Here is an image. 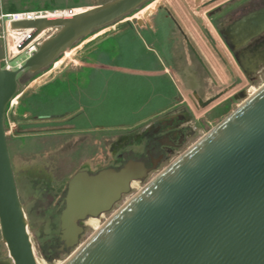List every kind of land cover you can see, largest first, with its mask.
Segmentation results:
<instances>
[{"label":"water","instance_id":"95a60500","mask_svg":"<svg viewBox=\"0 0 264 264\" xmlns=\"http://www.w3.org/2000/svg\"><path fill=\"white\" fill-rule=\"evenodd\" d=\"M146 1L110 0L63 17L10 22L32 30L20 50L58 28L16 69L0 66V235L12 264H38L4 127L18 73L45 68L79 38ZM249 17L264 27V8ZM224 92L200 101L202 107ZM147 170L129 159L117 170L76 171L61 201L60 248H69L84 230L81 222L106 210ZM62 264H264V84L148 179Z\"/></svg>","mask_w":264,"mask_h":264},{"label":"rangeland","instance_id":"374dc122","mask_svg":"<svg viewBox=\"0 0 264 264\" xmlns=\"http://www.w3.org/2000/svg\"><path fill=\"white\" fill-rule=\"evenodd\" d=\"M101 1L105 3L109 0H0V66L16 69L19 65L23 64L32 51L38 48L44 39L53 36L58 30L57 27L49 28L38 39L28 43L23 49L13 51L10 48V43L12 40H15V37L8 30L6 24L7 19L2 17V14L18 11H34L41 12L42 14L50 11L55 12L56 10L68 11L76 8L93 7L102 4L100 3ZM187 1L189 8L194 12L195 18L202 17L205 23H207L206 11L212 5L202 7L199 4L206 0ZM229 1L234 2L236 0ZM230 2H227L225 5L230 4ZM59 5H64L65 7L52 10V7ZM69 5L71 6L69 7ZM147 6L148 8L146 10L141 9L138 12L139 9H136L132 13L129 12L103 27L92 30L86 36L76 40L67 51L56 57L45 68L35 73L27 69L23 70L20 73V82L16 95L7 105L4 127L18 194L27 215L34 251L47 264H58L59 261H64L73 250V248H60L59 215L62 208L58 209L57 206L64 192L58 191L59 185H66L69 178L80 168L87 167L92 172H96L99 169L113 166L112 164L119 153L123 154V161L130 156H136L142 153L143 143H141L142 141L139 142L140 132L138 131L128 132L109 129H103L102 131H83L78 130V127L70 125L67 122L68 118L64 117H48L43 118L40 122H35L27 113L23 115L18 114L17 103L20 98L31 94L39 85L51 80L64 68L75 69L79 67L81 60L92 61L93 57L90 55V52L94 48L96 41L101 37L109 33L119 32L121 25L127 22H133L134 25L137 23L140 26H143L145 21L151 24L153 17L165 14V9L170 11L175 21L170 24L168 34L173 43L172 55H174V59L178 62V66L174 70L176 79H182V73L185 71L192 72L194 70L196 76L202 74L200 67L196 68L192 63L188 64V61H191L192 57L184 35L180 32V29H182L191 43L200 50V53L204 54L211 61L215 83H212L211 79H207L204 76L202 78L203 85L217 94L218 91L224 90L229 82L230 78L224 73L223 68L216 59L212 57L199 27L191 16V10L185 6L182 0H153ZM148 13H151V15H148ZM134 15L137 18L133 17ZM176 84L178 95L176 96L175 102L187 98L186 96L190 92L191 86H196L195 83L188 84L184 83L183 80L176 82ZM261 84H264V69L252 76L246 84L242 86L238 85L231 91H227L226 89L227 92L210 105L197 111L195 110L192 115V128L188 129V131L196 129L193 136L188 138L183 147L168 156L157 170L153 171L145 180L141 181L140 186L142 187L157 171L162 169V167L179 155L203 135L205 131L248 97L246 93L244 97L233 99L229 95L235 89L240 86V88L246 87L247 91L250 86L260 87L262 86ZM120 90V94H116L119 88L114 91V95L112 96L115 97L114 100H104L102 114L100 116L101 121L117 122L128 119L126 111L129 107L120 98L124 92L121 88ZM204 94H207L205 89L202 95ZM226 97L227 99L223 102L228 103L226 108L216 113L214 109L209 110L212 105ZM155 117L157 115H153L148 120H152ZM114 146L115 148H113ZM40 173H44L49 178V184L54 189L46 187L45 179L37 183L36 176ZM136 191L137 189L133 188L129 193L123 195L111 211L105 213L104 218L111 215ZM82 226L84 230L80 234L79 242H83L93 233L90 226L85 227L83 224ZM4 249L7 252L6 246Z\"/></svg>","mask_w":264,"mask_h":264},{"label":"flooded vegetation","instance_id":"af4514ba","mask_svg":"<svg viewBox=\"0 0 264 264\" xmlns=\"http://www.w3.org/2000/svg\"><path fill=\"white\" fill-rule=\"evenodd\" d=\"M151 1L153 0H147L139 7L130 11V13L136 9H139L138 12H140L141 9L146 10V8H148L147 5L151 4ZM182 1L185 6L189 8L188 1ZM227 2L230 1L223 0L220 2V0H206L199 3L202 7L212 5L206 11L207 23H205L202 17L195 18L194 12L190 8L189 9L191 10V16L195 20L196 25L199 27L206 41L209 52L221 65L227 77L230 78L226 88H224L227 89V91H231L238 85L242 86L246 84L252 76L264 69V27L261 28V22L252 20L249 17L251 13L264 8V0H236L225 5ZM100 3L104 2L101 1ZM142 6L143 8H141ZM165 11L164 15L156 16H162L170 23H174L175 21L170 11L166 9ZM148 15H151V13H148ZM133 17L137 18L135 15ZM157 17H153L151 24L145 21L143 26L137 23L136 26L131 22L136 29L143 31L146 52H148V56H153V59L147 61L149 62L148 64L156 67V70L151 71V73L163 74L166 79L173 83L176 90L178 89L176 82H181L182 80L184 83L188 84L195 83L196 86H191L192 88L186 96L187 98L173 102L170 106L164 107L157 113V117L154 119L135 126H118L117 124L103 126L100 120L105 95H108L114 88L117 89L120 84L122 88H124L126 84L127 91L132 89L131 79L135 73L133 61L126 62V64L130 66L128 67L124 66L123 62L118 61L112 62L103 59L92 61L81 60L79 62V67L75 69L64 68L58 73L59 75H55L51 80L42 83L35 89V91H38L41 87L54 80L61 79L63 81L64 90L62 100L63 107L50 115H64V118H68L67 122L74 127H78V130L102 131L103 129H109L115 131L140 132L139 142L142 141L141 143H143L142 153L136 156H130L125 161H123V154L119 153L112 164L113 166H108L117 170L129 159L140 161L148 168L144 179L139 180L140 182L145 180L153 171L157 170L168 156L183 147L188 138L193 136L196 129L190 131H188V129L192 128L191 121L194 111L203 108L201 102L206 101L216 94V92H212L209 88L205 87L202 82V78L205 76L207 79H211L212 83H215L211 61L208 60L204 54L200 53V50L191 43L182 29H180V32L184 35V39L192 57L191 61H188V64L192 63L196 68L200 67L202 69V74L196 76L194 70L192 72L185 71L186 73H182V79H176L174 70L177 68L178 62H176L174 55H172L173 43L170 37L166 36V33L165 35L162 34L165 32V28L162 27L158 29V26L161 27L162 24L159 23L160 25H157ZM159 31H161V35L158 34ZM115 34L116 33H109L105 36L110 37ZM100 56L102 55L100 54ZM20 73L17 75V84L20 82ZM113 73H115V75ZM120 73H122L121 76H119ZM239 88L240 86L229 96L235 99L245 95L248 91V89L246 91V87ZM204 89L207 92V94H204L205 96L202 95ZM22 98L18 101V105L21 103ZM226 99L227 97L212 105L209 110L214 109L216 113L226 108L228 103H223ZM52 110L54 109L52 108ZM43 117H45V115H37L34 120L35 122H40ZM186 131L188 132L186 133ZM113 148H115V146ZM79 170H86L90 174L97 172H92L87 167L80 168ZM42 179H45L46 187L54 189V187L50 186L49 178H47L44 173L37 174V183ZM67 183L68 181L66 185L61 184L58 187V191L64 192L63 197L58 203V209L63 207L61 201L66 194ZM86 219L81 222L85 227L88 226L85 223ZM62 243L61 241V244ZM4 247L5 244L2 242L0 235V264H12Z\"/></svg>","mask_w":264,"mask_h":264},{"label":"trees","instance_id":"16d2710c","mask_svg":"<svg viewBox=\"0 0 264 264\" xmlns=\"http://www.w3.org/2000/svg\"><path fill=\"white\" fill-rule=\"evenodd\" d=\"M71 5H69L70 7ZM64 5L52 7L53 9H62ZM143 31L136 29L131 22L124 23L120 27V31L103 41L95 44L90 52L93 60H107L112 62H123L124 66L128 61H133V69L135 73L132 76V89L126 90L119 85V92L124 90L122 100L126 103V113L128 119L117 122L102 121V125L117 124L118 126H135L153 115H157L164 107L170 106L176 100L177 90L172 82L164 77L163 74L151 73L156 67L151 66L147 62L153 59L148 56L144 44ZM100 54L102 56H100ZM150 71V72H148ZM115 75V73H113ZM122 73L119 74L121 76ZM114 88L108 95L104 96V100H114ZM55 90V91H54ZM63 81L56 79L53 82L41 87L38 91L32 92L22 98L18 105V114H28L29 117L35 119L36 116L45 115L43 118L50 117L51 113L63 107ZM103 100V102H104ZM7 108V107H6ZM52 108L54 110H52ZM49 115V116H47ZM51 117H64V115H55Z\"/></svg>","mask_w":264,"mask_h":264},{"label":"bare ground","instance_id":"6f19581e","mask_svg":"<svg viewBox=\"0 0 264 264\" xmlns=\"http://www.w3.org/2000/svg\"><path fill=\"white\" fill-rule=\"evenodd\" d=\"M91 7H83V8H76V9H72V13L76 14V13H80L82 11H85L87 9H90ZM67 11L65 10H56L55 12H48V14L44 17H52V18H58V17H63V16H66L67 14ZM7 27H8V30L10 31V33H12V35L15 37V40L11 41L10 43V48L13 50V51H17L19 50L18 48V45L20 44V42H22L26 36L31 33V29L30 28H27V29H15V28H11L10 27V22L7 21ZM49 29V28H48ZM47 30V29H45ZM44 30V31H45ZM42 31L40 34H38L34 39H32L29 43L35 41L36 39H38L42 34L43 32ZM67 51V50H66ZM262 85V84H261ZM261 87V86H260ZM260 87H255V86H250L248 88V91H247V95L248 97L251 96L252 94H254ZM246 95V94H245ZM245 95L241 96V97H244ZM248 97H246L245 99H247ZM244 99V100H245ZM145 177V174H142L141 176H138V177H135L133 179H130L129 180V184H128V187L127 189L120 195V197L116 200H114L112 202V204L106 209V210H103L101 212H99L98 214L94 215V216H90V217H87L86 219V224L88 226H90L93 230V232L95 230H97L101 225H102V221L106 218L105 217V213L111 211V209L113 208V206L121 200V198L123 197V195L129 193L131 191V188L133 189H137V191L141 188L140 186V181L139 180H142L144 179ZM143 186V185H142ZM103 219V220H102ZM85 241V240H84ZM83 242H79V238L73 242L71 244V246L69 248H73V250L77 249ZM72 250V251H73ZM34 257H35V261L38 263V264H47L39 255H37L36 253H34ZM64 261H59L58 264H62Z\"/></svg>","mask_w":264,"mask_h":264},{"label":"built area","instance_id":"2783aa9c","mask_svg":"<svg viewBox=\"0 0 264 264\" xmlns=\"http://www.w3.org/2000/svg\"><path fill=\"white\" fill-rule=\"evenodd\" d=\"M66 11V10H65ZM73 10H68L67 11V15H72L74 13H72ZM48 12H45V14H42L41 12H34V11H18V12H11V13H5L2 14V17H5L7 19V21L11 22V21H18V20H24V19H35L38 17H42L47 15ZM9 68V67H7Z\"/></svg>","mask_w":264,"mask_h":264},{"label":"crops","instance_id":"0c3cea01","mask_svg":"<svg viewBox=\"0 0 264 264\" xmlns=\"http://www.w3.org/2000/svg\"><path fill=\"white\" fill-rule=\"evenodd\" d=\"M156 20H158L157 22H158V24L157 25H160L159 24V21H161V24H162V26L160 27V26H158V29L159 28H165V32L164 33H162L163 35H165V33H166V36H169L168 35V33H169V29H170V22L167 20V19H165L164 17H162V16H160V17H157L156 18ZM161 30V29H160ZM161 33V31H159V33L158 34H160ZM161 35V34H160ZM162 37V36H161ZM163 38V37H162Z\"/></svg>","mask_w":264,"mask_h":264}]
</instances>
